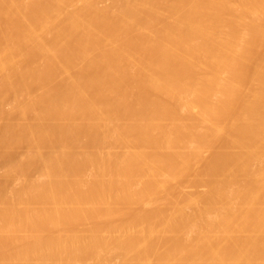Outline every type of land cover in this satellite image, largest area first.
Wrapping results in <instances>:
<instances>
[{
	"label": "bare ground",
	"instance_id": "obj_1",
	"mask_svg": "<svg viewBox=\"0 0 264 264\" xmlns=\"http://www.w3.org/2000/svg\"><path fill=\"white\" fill-rule=\"evenodd\" d=\"M0 264H264V0H0Z\"/></svg>",
	"mask_w": 264,
	"mask_h": 264
}]
</instances>
